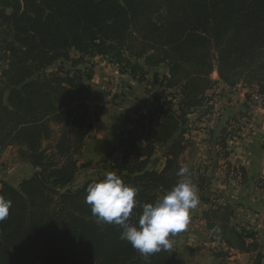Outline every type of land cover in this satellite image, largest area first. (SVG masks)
<instances>
[{
	"label": "trees",
	"instance_id": "1",
	"mask_svg": "<svg viewBox=\"0 0 264 264\" xmlns=\"http://www.w3.org/2000/svg\"><path fill=\"white\" fill-rule=\"evenodd\" d=\"M70 50L80 55L73 63L86 55L121 61L126 50L133 57L124 60L128 75L139 83L159 64L167 67L161 78L153 74L159 92L151 96L152 109L136 115V124L148 117V132H121L120 157L105 168L138 188L130 216L136 224L142 205L180 179L181 128L188 113L210 100L208 91L218 83L214 70L221 83L256 84L264 97V0H0V149L19 146L36 169L16 188L1 182L0 195L12 206L0 222V264H184L172 249L145 260L119 238L120 226L96 222L86 189L105 175L67 188L78 170L73 154L93 127L81 100L90 74L62 66L45 71ZM158 147L164 165L156 170ZM232 213L230 206L210 210L207 228L227 247L256 251L254 234L231 224ZM253 264H264L260 252Z\"/></svg>",
	"mask_w": 264,
	"mask_h": 264
},
{
	"label": "crops",
	"instance_id": "2",
	"mask_svg": "<svg viewBox=\"0 0 264 264\" xmlns=\"http://www.w3.org/2000/svg\"><path fill=\"white\" fill-rule=\"evenodd\" d=\"M221 89L227 88L219 84L218 88L213 89L215 92L209 102L213 105L211 111H205L203 105L187 114L193 122L188 119L185 123L190 127L189 140L185 142L187 146L180 157V165L187 164L191 168L206 161L203 153L195 150L208 143L210 129L215 132L218 123L223 124L226 131L237 125L240 138H226L227 156L224 160L216 154L213 159L211 154L213 160L208 161H218L222 165L220 173H225L227 177L217 186L206 183L196 186L199 199L197 206L190 210L189 224L176 238L170 240L172 249L179 253L184 264H252L258 252L264 257V105L258 100L257 106L251 107L250 94H246L245 88H229V92ZM218 90L222 96H216ZM214 147L218 148V144ZM223 164L231 165L233 176L223 170ZM17 167L7 171L10 173L7 177L1 172L0 181L4 180L16 188L23 178L35 171L29 162L24 167ZM225 206H230L233 211L231 224L254 234L253 238L258 243L256 251L246 252L227 247L220 241L216 229L207 228V213L213 209L222 210Z\"/></svg>",
	"mask_w": 264,
	"mask_h": 264
},
{
	"label": "rangeland",
	"instance_id": "3",
	"mask_svg": "<svg viewBox=\"0 0 264 264\" xmlns=\"http://www.w3.org/2000/svg\"><path fill=\"white\" fill-rule=\"evenodd\" d=\"M68 56V59H57L51 66L47 67L45 71L49 74L62 66L70 71H73L74 68L79 69L82 72H87L91 76L89 79L83 78L86 93H84V96H82L81 100L86 105L87 115L92 120L93 127L89 130L81 150L78 153L73 154V159L77 162L78 170L75 174L74 180L68 185L67 188L69 190H75L85 181L105 175V173H107L105 169L106 166L109 163H114L116 160H118L122 150V147L119 146L121 132L124 133V136H127L129 132L130 136L135 132L140 133L143 131L144 134L148 132L146 127H143V125L146 126L148 123V117L142 119L140 124H136V115L139 112L144 113L145 107L152 109L154 103L152 102L151 96L154 93L159 92L157 84L154 83L153 74L157 72L159 78H161L163 74L167 73V67L165 64H159L149 71L144 77L143 81L139 83L131 79V77L128 75L129 70L125 61L131 59L133 60V57L130 56V53H128L126 50L123 51V59L125 61H118L109 55H86L83 57L81 62L73 63L70 58L75 59L80 55L77 52L70 50ZM140 62L142 63L143 61L140 60ZM211 77L213 79L218 78L214 79L218 80V83L214 88H218L219 84H223L219 81L218 74L215 70L212 72ZM223 85L227 89L221 90H225L227 92H229V88H245L246 94H250L251 107H256L258 100L264 105V97L258 92V87L256 84L246 85L245 82H241L234 87H229L226 84ZM213 89L208 91L210 100L205 103V111H211L213 108V105L209 103L212 100L213 93L216 90L215 89L213 92ZM217 92L218 93L216 96H222L219 90ZM161 96L165 97V94L161 93ZM166 98L168 101L170 100L169 95L166 96ZM74 104L78 103L74 102ZM127 115H129V120H126ZM185 118L186 120L189 119L191 122H193L192 117H187L186 115ZM153 119L154 120L151 127L154 132V130L157 128L158 116H154ZM224 122L225 120L223 119L222 123ZM236 126L237 125H234L230 131H226L225 126H223L221 123H218L216 125L215 132H212L210 129V134H208V143L204 144V147H197L195 150V152H202L203 157L207 159L204 163L201 162V164L190 166L191 168L189 169H192L191 178L196 179V181L206 184H213L215 186L224 181L227 175L225 173H220L222 170V165H220L218 161L208 160H213L215 154L217 157H220L224 160V152L227 151L226 149L225 151L221 149L220 142L222 139L225 142L226 138L232 140H235L234 138L236 137L238 138V130L236 128L239 127ZM188 127L189 126L185 125L181 128L184 143L183 145L185 147L187 146L185 142L189 140ZM53 128H57V126L53 125ZM153 132L151 133L153 134ZM151 133L150 136H152ZM55 136L57 135H53L52 139H54ZM143 137L142 143L144 145L147 143V138L144 135ZM47 141L48 140L44 141V145L47 143ZM213 144H218V148H215ZM159 148L160 147H158L154 152V159L152 161V164H156V170H159L164 165V160L161 157ZM182 153L178 159L179 164L181 162L180 157L183 155ZM211 154L213 159L211 158ZM0 157V173L4 172L3 176L6 177L7 175H10V173L7 171H11L17 166L24 167V164L29 162L22 158V155L19 153V146L17 145H8L0 149ZM186 157L187 154L184 155L185 160ZM223 165L225 166L223 170H227L229 175L233 176L234 172L232 171L231 165ZM243 180L244 179H242V183H244ZM261 181L263 182V180ZM1 182L5 181H0V187Z\"/></svg>",
	"mask_w": 264,
	"mask_h": 264
},
{
	"label": "clouds",
	"instance_id": "4",
	"mask_svg": "<svg viewBox=\"0 0 264 264\" xmlns=\"http://www.w3.org/2000/svg\"><path fill=\"white\" fill-rule=\"evenodd\" d=\"M177 176L180 179L171 190L142 205L136 224L130 222V216L137 205L138 188L124 183L115 172L109 171L103 179L88 184L85 203L98 224L120 226L119 238L147 260L154 253L172 248L169 237L187 228L190 210L198 204L197 188L187 164L179 168ZM11 206L12 201L0 195V222L8 217Z\"/></svg>",
	"mask_w": 264,
	"mask_h": 264
},
{
	"label": "built area",
	"instance_id": "5",
	"mask_svg": "<svg viewBox=\"0 0 264 264\" xmlns=\"http://www.w3.org/2000/svg\"><path fill=\"white\" fill-rule=\"evenodd\" d=\"M240 137V136H239Z\"/></svg>",
	"mask_w": 264,
	"mask_h": 264
}]
</instances>
